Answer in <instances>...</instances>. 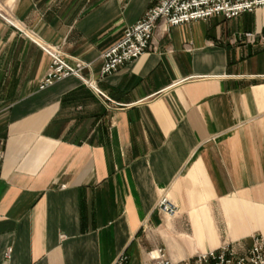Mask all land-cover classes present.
Listing matches in <instances>:
<instances>
[{"label": "crops", "instance_id": "0c3cea01", "mask_svg": "<svg viewBox=\"0 0 264 264\" xmlns=\"http://www.w3.org/2000/svg\"><path fill=\"white\" fill-rule=\"evenodd\" d=\"M157 1L0 0V264L179 262L264 236V8L157 27L101 77ZM42 45L90 63L106 98L71 76L39 89Z\"/></svg>", "mask_w": 264, "mask_h": 264}, {"label": "built area", "instance_id": "2783aa9c", "mask_svg": "<svg viewBox=\"0 0 264 264\" xmlns=\"http://www.w3.org/2000/svg\"><path fill=\"white\" fill-rule=\"evenodd\" d=\"M264 8V0H158L144 15L131 26H128L121 39L101 54L102 65L100 76L106 77L114 73L123 65L136 61L143 54L156 48L155 31L163 27L167 31L170 27L180 24L207 20L210 17L220 16L227 20L236 18L243 12H254ZM248 42L255 43V35L245 33ZM49 57L50 65L46 76L40 81L38 88L44 89L66 77L79 78L94 92L106 98L96 86V82L87 79L82 71L90 70L91 64L80 59H68L61 52L60 47L52 45L40 46ZM2 150L0 149V159ZM157 210L171 218L177 213V206L166 197L157 201ZM9 257V251L6 254ZM126 254L120 255L113 264H129ZM144 264H264V236H251L250 246L243 248L235 244H222L216 249H209L195 253L187 260L171 261L163 248L157 247L148 255Z\"/></svg>", "mask_w": 264, "mask_h": 264}]
</instances>
